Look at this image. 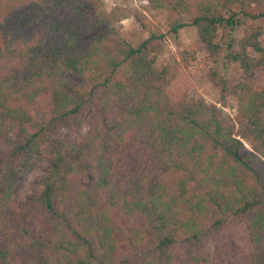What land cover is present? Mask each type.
I'll list each match as a JSON object with an SVG mask.
<instances>
[{
    "label": "trees",
    "instance_id": "obj_1",
    "mask_svg": "<svg viewBox=\"0 0 264 264\" xmlns=\"http://www.w3.org/2000/svg\"><path fill=\"white\" fill-rule=\"evenodd\" d=\"M149 3L241 67L211 70L219 103L157 67L164 33L123 38L106 0H0V264H264V29L233 36L264 0Z\"/></svg>",
    "mask_w": 264,
    "mask_h": 264
},
{
    "label": "rangeland",
    "instance_id": "obj_2",
    "mask_svg": "<svg viewBox=\"0 0 264 264\" xmlns=\"http://www.w3.org/2000/svg\"><path fill=\"white\" fill-rule=\"evenodd\" d=\"M106 9L109 12L116 10L126 15L121 22L115 23L114 27L123 38L134 46H139L154 32L159 31L166 35V46L164 52L158 56L157 67L181 64L193 84L189 98H204L210 104H217L221 100V93L211 80V70H218L227 78L241 74V67L228 64L225 60V54L217 57L210 55L200 42L196 28L189 26L180 31L178 35L171 33L167 24V12L151 8L149 0H106ZM185 20L190 21L187 16ZM259 28L264 29V19L243 18L233 36L237 40L248 32ZM220 35L222 36V33ZM186 57L188 59H185ZM252 80L264 86V71L253 75ZM237 106L238 103L235 98L229 99L228 106L224 108V111L226 114L235 117ZM244 145L247 148H252V145L247 142ZM49 165V160L41 159L35 166L24 171L16 190V198L19 201L28 202L35 198L37 192L44 187L46 170Z\"/></svg>",
    "mask_w": 264,
    "mask_h": 264
}]
</instances>
